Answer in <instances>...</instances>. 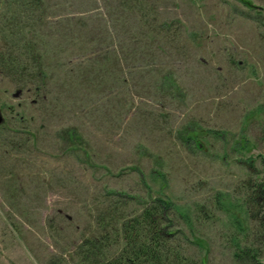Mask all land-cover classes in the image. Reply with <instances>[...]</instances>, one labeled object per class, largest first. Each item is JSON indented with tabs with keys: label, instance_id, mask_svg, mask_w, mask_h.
<instances>
[{
	"label": "rangeland",
	"instance_id": "obj_1",
	"mask_svg": "<svg viewBox=\"0 0 264 264\" xmlns=\"http://www.w3.org/2000/svg\"><path fill=\"white\" fill-rule=\"evenodd\" d=\"M4 51L0 264L114 259L158 198L174 252L264 264V0H0Z\"/></svg>",
	"mask_w": 264,
	"mask_h": 264
},
{
	"label": "trees",
	"instance_id": "obj_2",
	"mask_svg": "<svg viewBox=\"0 0 264 264\" xmlns=\"http://www.w3.org/2000/svg\"><path fill=\"white\" fill-rule=\"evenodd\" d=\"M245 3L252 6L248 1ZM2 53L0 60L5 59L7 55L8 62L13 63L8 59L11 56L9 52ZM37 73L42 81L46 79L42 65ZM260 194L264 197V188ZM152 203L124 223L122 254L114 259L103 260L100 264H194L181 251L174 252L172 249L171 237L175 236V233L172 231L173 220L170 218V211L173 204L164 198H158Z\"/></svg>",
	"mask_w": 264,
	"mask_h": 264
},
{
	"label": "water",
	"instance_id": "obj_3",
	"mask_svg": "<svg viewBox=\"0 0 264 264\" xmlns=\"http://www.w3.org/2000/svg\"><path fill=\"white\" fill-rule=\"evenodd\" d=\"M20 93H21V91H18V92L15 94V96H19ZM3 121H4V117H3V114H2L1 111H0V124H2Z\"/></svg>",
	"mask_w": 264,
	"mask_h": 264
}]
</instances>
